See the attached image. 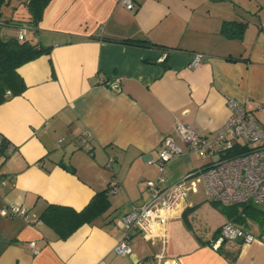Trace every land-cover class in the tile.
Returning <instances> with one entry per match:
<instances>
[{"label":"crops","instance_id":"crops-1","mask_svg":"<svg viewBox=\"0 0 264 264\" xmlns=\"http://www.w3.org/2000/svg\"><path fill=\"white\" fill-rule=\"evenodd\" d=\"M227 3L134 0L128 10L121 0H47L31 25L27 0H8L2 31H22L49 52L18 67L26 88L0 104V207L22 205L38 219L47 204L81 210L113 178L120 188L94 224L66 239L40 219L0 215V264H158L162 248L165 264H264V243L212 246L226 218L214 231L190 219L201 187L156 226L164 245L133 229V255L113 250L124 237L115 220L147 199L146 180L171 184L205 164L178 136L177 121L213 136L234 99L264 125V13L252 22L243 16L242 36L229 37L221 29L236 8ZM196 52L206 58L190 66ZM168 139L182 153L160 173L149 159Z\"/></svg>","mask_w":264,"mask_h":264},{"label":"built area","instance_id":"built-area-1","mask_svg":"<svg viewBox=\"0 0 264 264\" xmlns=\"http://www.w3.org/2000/svg\"><path fill=\"white\" fill-rule=\"evenodd\" d=\"M128 9H134V0H121ZM20 31L18 39H23ZM206 55L196 52L191 55L190 66L198 65ZM230 115L225 124L213 136L200 134L195 128L179 121L175 123V131L187 146L207 160L203 167L183 175L177 182L165 184L162 177L144 182L147 199L132 205L126 212L119 215L116 226L124 232V237L113 247L115 253L132 256L128 242L129 233L139 229L146 239L159 237L162 245L166 243V233L158 232L156 226L162 227L168 218L175 213L189 193L197 192L201 187L205 197L223 205H235L252 202L264 205V125L248 111L244 105L234 99L229 100ZM250 143H255L249 147ZM182 153L174 139L162 143L156 158L149 163L158 166L160 173L166 163ZM112 159L106 162L111 167ZM0 179V183H3ZM120 188V182L113 178L107 185V194L115 193ZM1 216H20L30 219L28 210L22 205L9 204L0 207ZM224 242L264 243V232L253 233L232 221H225L219 229L218 236L212 240V246L219 248ZM33 252H36L34 242H30ZM158 264H165L163 248L157 257Z\"/></svg>","mask_w":264,"mask_h":264},{"label":"trees","instance_id":"trees-1","mask_svg":"<svg viewBox=\"0 0 264 264\" xmlns=\"http://www.w3.org/2000/svg\"><path fill=\"white\" fill-rule=\"evenodd\" d=\"M46 2L47 0H27L30 14V19H28L27 23L36 24ZM7 3L8 0H0V104L13 96L21 94L26 88L23 78L18 72V67L43 53L49 52L48 47H42L38 43L24 39V37L23 39H18V35H7L2 31L3 28L9 25V21L3 19L2 14V7ZM245 25V23L240 21H224L221 32L229 37H241ZM121 42L138 46L154 45L139 39H124ZM106 192L107 187L95 193L89 202L78 211L69 206L47 204L38 219L52 227L59 239H66L82 224H94L108 210L110 201L108 198L109 194ZM241 204L244 206L243 210L245 212L261 215L257 220L260 222V227L264 229V209L258 208L257 204L252 202Z\"/></svg>","mask_w":264,"mask_h":264},{"label":"rangeland","instance_id":"rangeland-1","mask_svg":"<svg viewBox=\"0 0 264 264\" xmlns=\"http://www.w3.org/2000/svg\"><path fill=\"white\" fill-rule=\"evenodd\" d=\"M227 4L236 8V14L234 15L235 21L244 19V17L246 20H250V22L256 21L259 17V14H261V12L264 13V10L261 11V7H264V0H228ZM20 10L22 13L24 12L22 8ZM240 15L244 17L242 18ZM8 17L9 16L6 12L3 18ZM243 23L247 24L246 21ZM255 145V143H250L249 147H253ZM203 163H206L205 159H201L199 162H197V164L200 165ZM144 191L146 192L145 188ZM192 198L196 202V206L192 210V216L190 219L194 221L195 224L199 223L201 226H203V230L211 229V231H214L216 226L225 217V221H233L243 227L248 228L253 233L256 232L255 234L260 233L261 231L264 232V229H262L259 225L260 222L257 220L259 217H261V215L258 213L253 214L250 212H245V210H243L244 206L242 204H235L234 206L223 205L219 202H214L211 199H207L202 191H200L195 196H192ZM257 207L264 209V205L262 204H257ZM259 228L260 232H258ZM224 244L230 243L224 242Z\"/></svg>","mask_w":264,"mask_h":264}]
</instances>
